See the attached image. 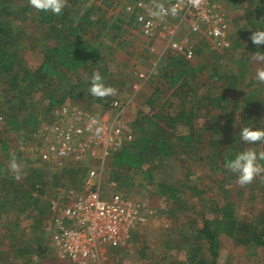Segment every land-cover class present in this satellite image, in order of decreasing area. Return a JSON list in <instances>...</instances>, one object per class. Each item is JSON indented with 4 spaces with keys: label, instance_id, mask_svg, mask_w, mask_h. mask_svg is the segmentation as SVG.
<instances>
[{
    "label": "rangeland",
    "instance_id": "1",
    "mask_svg": "<svg viewBox=\"0 0 264 264\" xmlns=\"http://www.w3.org/2000/svg\"><path fill=\"white\" fill-rule=\"evenodd\" d=\"M7 1L10 12L14 14V18L11 19V27L19 33L18 37L16 36V40H18L16 48L22 59V66L26 70H33L41 61V50L45 37L42 29H39L35 23L37 19L35 8L26 0ZM212 5L214 12L223 15L226 21L228 29L225 41L227 46L215 47L201 33L191 36L195 43V55L189 65L194 68L199 66L193 81L194 92L199 99L208 89L220 93L219 82L210 79L212 70L216 69V74L220 77H228L238 75V70L242 67L245 74L244 80L240 87L237 86L230 91V99L240 96L242 92H255L260 101L254 107H246L241 104L236 109L228 110V118L219 121V126L230 124L231 127L245 126L264 129V83L255 79L257 69L264 68V60L255 59L259 55L257 52L261 45L253 44L250 39L252 33L256 29H260L252 22V3L244 0L239 6L232 7L227 5L224 0H216ZM70 7L71 11L82 12L81 10H84V7ZM115 12L112 11L105 16L106 27L110 24V19ZM166 27L178 28V21H173V23L170 21ZM187 31L186 24L180 23L176 38L187 34ZM96 32L93 31L92 34ZM88 37L90 36L88 35ZM134 47H137V51H139V45ZM199 48H202L200 49L202 51L198 54L196 51ZM115 53L117 56L114 55L115 57L111 58L108 55L109 59L106 58L105 51L102 54L103 60H108L107 68L103 69L108 73L106 86L114 88L115 94L99 99L91 96L95 102L92 100V103L88 99L91 102L89 107L98 117L112 119L115 112L109 110L110 102L117 100L125 103L129 100L128 107L119 124L127 128L134 137H137L139 133L136 130V126H138L136 122H143V117L148 114H175L181 108L179 105L181 97L169 95L170 83L163 79V72L168 64L166 58L169 53L156 47L155 52L151 51L146 54L140 51L138 56L137 54L133 55L130 46L119 48ZM156 60H162L163 64L159 67L158 61L155 64ZM109 71L112 72L109 74ZM139 73L149 74V78L146 83L141 84L137 92H134L133 85L136 83ZM102 76L105 80L106 75ZM89 78L90 76L84 74L79 82L73 81L71 86L82 92V88L87 89ZM0 79L5 81L4 77ZM248 87H250L249 91ZM157 89L161 91L155 94V99H153ZM40 93L34 94L30 100L31 104H36L38 110L43 109L39 103L46 96ZM151 100L154 102L151 103ZM196 112L194 122L197 128L209 125L213 127L214 120L212 121L211 114L208 115L204 111ZM26 113L17 109L11 110L0 94V158L6 166V170H9L8 164L11 155L18 153L15 154V157L21 165L19 176L17 177L10 170L6 175L11 181L10 183L23 188L24 192H30L35 186L39 173L41 180L38 184L39 187L43 186L41 189L44 192L41 197L38 196L40 198L39 206L44 213L42 214L41 210L40 213L35 214L32 211H25V205H23L25 201H21L22 195L25 196V193L21 192L20 195L11 199L13 195L9 192L11 186H3L6 189L0 191V206H6L7 209L0 210V264H70L58 256L51 244L50 238L53 230L51 217L60 214L62 208L72 201L73 195L81 191L82 186L84 189V182L89 173L95 174V177L91 179L92 183L99 184L100 188L107 193L116 191L134 201L139 205L141 213L148 219L147 224L136 231L125 246L103 249L102 257L97 264H183L195 255L198 261L205 259L209 262L211 256L206 244L204 241H195L196 231L202 228L203 218L216 217L218 212L216 213L215 210L217 211L223 207L224 203L229 202L233 205V216L239 221L253 222L264 219V181H262L264 179L261 178L264 176L259 174L250 184L240 186L236 182L235 174L227 170L225 171V180L227 181L217 180L216 176L210 172V165L213 166L214 162L212 154L215 149L206 144V136L201 138V143L196 141L200 144L194 148L195 150H204L209 157L199 159L190 155L180 156L177 153L170 160H162L159 163L148 162L138 171L113 169L111 167L112 157L105 161L102 168L96 166V163L74 165L66 162L59 165L44 162L41 165L40 163L43 162L37 163L34 159L35 144L38 141L36 136L41 130L33 133L34 126L32 125L33 128L30 126L28 131L22 129L24 131L21 134V132L9 130L7 125V115H14L17 122H20L25 118ZM50 121L51 119L42 121V123ZM29 130L32 132L33 141H29L27 135L30 133ZM216 131H218V127H216ZM216 131L215 140H221L218 142V148L221 150L225 147L224 135L221 131ZM176 133L186 134V130L178 126ZM1 142L6 143L4 149ZM257 143L260 144L257 145ZM257 143H245L244 150H254L259 153L261 146L264 147V142L258 141ZM21 148L23 149L21 150ZM33 167L39 168L37 172L31 169ZM74 170L77 171L74 172L75 174H73ZM149 170L154 176L150 184L146 178H143V172ZM261 174L264 175V172ZM16 178L20 182L24 180L25 182L17 184L15 183ZM156 183L175 186L179 189L182 210L176 211L171 201L159 196L155 187ZM188 188L195 189L201 194H196ZM34 216H38V223L34 222ZM219 243L217 264H264V252L261 249L254 250L252 246L244 248L236 245L234 241L223 234L219 235ZM25 250L29 253L25 254Z\"/></svg>",
    "mask_w": 264,
    "mask_h": 264
},
{
    "label": "trees",
    "instance_id": "2",
    "mask_svg": "<svg viewBox=\"0 0 264 264\" xmlns=\"http://www.w3.org/2000/svg\"><path fill=\"white\" fill-rule=\"evenodd\" d=\"M96 1L65 0V7L59 15L35 9L37 18L35 23L39 29H42L45 37L43 38L44 44H42L41 50L43 54L42 63L35 71L30 72L22 66V59L18 55L16 48L18 41L16 36L19 33L11 27V19L14 18V14L10 12L8 1L0 0V3L3 2L0 4V78H5V81L0 79V94L11 110L13 108L19 111L25 105V100L30 98L32 94L42 92L47 95L46 111L53 112L55 107L57 109L67 99L77 100L84 96L82 93H78L77 90L74 92L68 90L67 75L74 76L79 72L86 71L91 76L96 71L105 76L104 71L101 69V57L96 47L98 42H95V46H92L84 40L85 36L89 34V30L87 32L86 29L92 24ZM115 1L118 2V0ZM243 1L224 0L227 5L232 7L239 6ZM248 1L253 6L252 22L258 25L260 29H264V0ZM114 2L111 4L112 7ZM70 6L84 7V12L71 11ZM100 10L101 7H98L96 11ZM100 16H95L97 24L104 20L102 15ZM118 28L119 26L114 29ZM200 49L202 48H199L196 52L200 53L202 51ZM253 49L256 51L255 48ZM257 53L264 55V44H261ZM189 63L191 61H187L183 53H178L168 60L163 72V79L169 82V86H171L168 90L169 95L181 97L179 102L181 108L175 114L160 115L153 113L150 116H144L143 122H136L138 125L136 130L139 134L134 137L132 143L112 155L111 167L113 169L138 171L148 162L159 163L162 160H170L177 153L180 156L190 155L199 159L207 158L209 156L206 155L204 150H195L194 148L201 143V138L206 136V144L215 149L212 154L214 162L213 166L210 165V172L216 176L217 180L223 179V182L227 181L225 180V171L228 169L224 166L225 160L234 158L235 154L245 151L246 144L239 138L240 127H231L230 124L223 125L222 122V125L219 126V121L228 118V110L236 109L241 104L246 107H254L260 100L255 92H242L240 96L230 99V91L237 86L240 87L244 80L245 74L242 67L238 70V75L228 77L218 76L216 69H213L210 79L219 82L220 93L218 91H215V93L208 89L199 99L194 92L193 85L199 66L194 68ZM226 81L229 82L227 83ZM249 88H247L248 91ZM222 89H225V91H222ZM160 91L154 92L153 99H155V94ZM150 102L153 103L154 100ZM196 111H204L208 115L211 114V119L212 121L214 120L213 127L209 125L208 127L197 128L194 122ZM28 119L31 124H34L36 115L30 114ZM7 121L11 130L19 131L22 128V125L20 123L17 124L12 116H7ZM178 126L186 130V134H177ZM216 127H218V131H216ZM215 131H221L224 135L225 147L221 150L218 148V142L221 140H215ZM196 141L200 143H196ZM238 143H241V145H238ZM259 144L257 143V145ZM4 146L3 144V148ZM261 152H264V147L262 146L259 153ZM258 163L264 167V160L258 159ZM75 171H73V174L77 172ZM260 176L264 175L260 174ZM143 178H146L148 184H150L154 178L152 171L143 172ZM261 178L264 179L263 177ZM40 180L41 176L38 173L35 186L30 192H25L23 199L25 201V204H23L25 205V211H32L34 214L40 213V210L42 214L44 213L41 206H39V197L44 193L41 189L43 186L39 187L38 184ZM155 187L159 196L167 198L174 204L176 211L182 210L178 188L159 183H156ZM188 189L196 194H201L195 189ZM232 206L229 202L224 203L222 208L215 210L216 213L218 212V216L216 215L212 219L203 218L202 228L196 231L195 241H204L211 260L209 262L205 259L198 261L195 255L183 264H217L220 250V234L230 238L236 245L244 248L252 246L254 250L261 249L264 252V219H258L253 222L239 221L232 214ZM34 217V222L38 223V216ZM26 251L25 254H28L29 252ZM42 253H44V250H42Z\"/></svg>",
    "mask_w": 264,
    "mask_h": 264
},
{
    "label": "built area",
    "instance_id": "3",
    "mask_svg": "<svg viewBox=\"0 0 264 264\" xmlns=\"http://www.w3.org/2000/svg\"><path fill=\"white\" fill-rule=\"evenodd\" d=\"M216 0H151L165 9L176 6L175 15L156 17L152 13H139L135 20L139 32L150 38L156 35L164 41V49L183 53L187 61L194 58L195 43L191 36L201 33L215 47L227 46V24L224 16L215 13ZM212 5V6H211ZM170 21H178V28H168ZM180 23H185L187 34L176 38ZM149 74L139 73L134 92L148 81ZM113 100L109 110L115 112L112 119L98 117L83 107L65 102L50 116V122L42 124L36 136L34 156L43 161L62 165L96 163L100 168L113 154L133 142L134 136L119 124L128 107ZM94 173L87 174L84 189L73 195L70 203L55 214L52 221L51 244L61 259L70 264H97L102 250L125 246L134 231L146 225L147 219L134 201L116 191H103L92 183Z\"/></svg>",
    "mask_w": 264,
    "mask_h": 264
},
{
    "label": "crops",
    "instance_id": "4",
    "mask_svg": "<svg viewBox=\"0 0 264 264\" xmlns=\"http://www.w3.org/2000/svg\"><path fill=\"white\" fill-rule=\"evenodd\" d=\"M113 2H114V0H97L95 2L94 6H96V8L93 11L92 24L89 26V28L86 29L87 32L89 30L88 35L90 37H88V35H86L84 38V40H86L92 46H95V42H98V46L96 45V47H97V50H98L99 55L101 57L100 62H101V69L102 70L107 68L106 63L108 62V60H103V58H102L103 52L105 51L107 53V57H106L107 59H109L108 55H110L111 58H114L115 56H117V53H115V51L117 49L125 47V46H130L132 48L133 55L137 54L138 56L140 55V54H138L140 51H141V53L147 54V53H150L151 51L155 52L156 47H158L162 51H166L167 53H169L168 57L166 58V61H168L171 57H174L178 54V53H172L171 50H165L164 49V41L162 39L157 38L156 35H153L150 38H145L139 32V29L136 25V20H135L136 16L139 13H148V12L152 13L155 9L156 4H153L151 2V0H118V2H116V1L114 2V5L112 7L111 4ZM98 7H101L100 11H96ZM81 11L82 12H79V13L84 12V10H81ZM112 11H116V12H115L114 16L111 17L110 24L107 27L104 24V20H102L100 24L96 23V17L95 16L99 17L100 15H102L103 19H105V16ZM95 14H97V15H95ZM132 14H133V17H132ZM171 23H173V21H171ZM117 26H119V28L114 29ZM93 31H97V32L95 34H92ZM178 31H179V29L177 30V32ZM178 33H176V36ZM136 44L140 46V48L138 49L139 51H137V47H134V46H137ZM42 60H43V54L41 52V61H40L39 65L37 67H35L33 70H29V69H27V70L30 72L35 71L40 66V64L42 63ZM157 61H158V65L160 67V65L163 64V61L162 60H156L155 64H157ZM103 71H106V70H103ZM110 72H112V71H109V74H110ZM104 73L106 75V79H105V84H106L108 82V73H106V72H104ZM84 74L89 76V73L86 71L79 72L77 75H74V76L67 75L66 79L68 78V80L66 81V83L69 84V85H67V87H68V90L70 92H71V90L73 92L76 90L78 91V89L73 88V86H71V84L73 81L79 82V80L84 76ZM135 82L138 83V80H136ZM82 90L83 91L80 93H82L84 95L83 98H80L77 100L76 99H67L65 102L72 104L74 107H83V108H85L91 112L92 110H90L89 106H91L90 104H91V102L93 103L94 99H92V97L89 94L87 96V92H86L87 89L85 90V88H82ZM38 93H40V92H38ZM38 93H36V94H38ZM78 93H79V91H78ZM40 94H45V93L41 92ZM33 96H34V94H32L30 98L26 99L25 105H23L20 108V110L22 112H27V113L25 114V118L23 120H21L20 122H17V120L15 119L17 124L20 123L22 125V128L19 131H15V132H21V134H23L22 131H24V130H22V129H25V131H28V128L30 126H31V128H33L32 125L34 126V128L32 130L33 133L37 132L38 130L40 131L42 129L40 127V125L44 124V123H42V121L49 120L50 116H52L53 112L56 110L55 109L56 107H55L53 112L46 111L45 106H46V102H47V98H46L47 95L45 97H43L41 99L43 101L39 103L40 105L43 106V109L38 110L36 108L35 103L34 104L30 103V100L32 99ZM88 99H90L91 102ZM76 102H77V104H75ZM102 109L104 111V108H102ZM12 110H13V108H12ZM91 113H93V111ZM30 114L36 115V120H35L34 124H31L29 122L28 118H29ZM150 115L148 114L146 116H150ZM7 116H12V115L10 114ZM7 116H6V120H7ZM12 117H14V115ZM7 125L9 126V129H10V125H9L8 121H7ZM32 132L30 131V133L27 134L29 136V141L30 140L33 141L32 136H31ZM3 144L6 146L5 142H1L2 148H3ZM22 149L23 148H21V150ZM34 152H35V150H34ZM15 154H18V153H15ZM34 159L37 161V163L43 162V161L37 159L35 156H34ZM1 160L2 159L0 158V191H3L6 189L5 187H3L4 185H10L11 188H10L9 192L13 193V195L11 196V199H14L12 197H14L16 195L17 196L20 195L21 192H23V193H25V192H24V190H22L23 188L17 187V185L10 183L11 181L9 180L8 176L6 175L9 172V170H6L5 164L2 163ZM31 161H33L32 158H31ZM40 164L43 165L44 162L40 163ZM31 169H33V171L35 170V172H37V170L39 168L37 169V168L33 167ZM31 169H30V172H31ZM24 182H25V180L20 182L17 180V178L15 180V183H17V184H22ZM82 189H83V186H82ZM24 197L25 196L22 195L21 201H23ZM8 205H11V203H8ZM20 206H23V205H20ZM5 208H6V206H0V210H3ZM51 219H52V217H51ZM147 222H148V219H147ZM147 222H146V224H147ZM143 226H145V225H143ZM143 226H140L136 231H138ZM136 231H134L132 233V235Z\"/></svg>",
    "mask_w": 264,
    "mask_h": 264
},
{
    "label": "clouds",
    "instance_id": "5",
    "mask_svg": "<svg viewBox=\"0 0 264 264\" xmlns=\"http://www.w3.org/2000/svg\"><path fill=\"white\" fill-rule=\"evenodd\" d=\"M30 5L38 11L51 12L54 15H59L65 7V0H29ZM193 6L198 4V0H192ZM157 11H154L152 15L156 17H162L168 14L175 15L178 11L176 6H171L167 9L163 5H157ZM251 41L255 45L264 44V29H256L250 37ZM257 60H264V55H257ZM255 79L264 83V68H259L256 71ZM115 89L111 86H106L104 77L94 71L89 80L87 92L97 98H104L115 94ZM241 141L254 144L256 142H264V129H253L250 127L240 126L238 133ZM259 160H264V152L257 153L254 150H245L235 154L234 158L225 160V168L236 176V182L240 186L250 184L255 176L264 172V167L259 163ZM9 170L17 177L20 173L21 165L17 162L15 154L11 155L8 164Z\"/></svg>",
    "mask_w": 264,
    "mask_h": 264
}]
</instances>
